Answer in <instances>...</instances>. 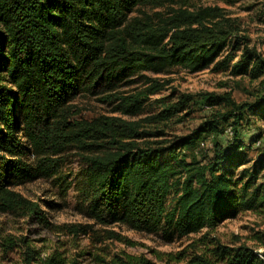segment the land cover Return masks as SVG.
Segmentation results:
<instances>
[{"label":"trees","instance_id":"obj_1","mask_svg":"<svg viewBox=\"0 0 264 264\" xmlns=\"http://www.w3.org/2000/svg\"><path fill=\"white\" fill-rule=\"evenodd\" d=\"M194 1L0 0L1 212L33 217L48 226L40 205L14 189L57 176L62 156L70 152L80 154L86 166L84 212L102 226L161 231L172 241L214 229L241 211H264V177L258 180L264 158L245 181L234 175L238 157L232 149L239 146L244 113L264 117V97L249 106L236 104L229 95L206 94L203 99L211 108L230 110L189 135L164 142L158 141L161 131H142L138 123L74 118L78 99L110 96L143 72L181 67L198 73L212 67L233 77L263 79L264 58L240 35L238 21L216 7L190 11ZM149 9L169 11L153 17L145 12ZM136 12L140 15L134 16ZM150 82L151 89L119 109L125 107L121 111L130 115L143 112L150 96L164 89L158 81ZM192 101L184 95L149 120L166 122ZM227 128L233 133L230 149L218 141ZM146 138L157 140L142 144ZM208 144L210 159L202 155ZM207 244L205 255L196 254L190 264H264V257L246 247H226L215 239ZM24 260L33 264L34 252H26ZM96 261L154 264L125 253ZM43 264L64 263L52 257Z\"/></svg>","mask_w":264,"mask_h":264},{"label":"rangeland","instance_id":"obj_2","mask_svg":"<svg viewBox=\"0 0 264 264\" xmlns=\"http://www.w3.org/2000/svg\"><path fill=\"white\" fill-rule=\"evenodd\" d=\"M208 7L219 8L228 18L237 20L240 35L247 37L250 46L256 48L264 58V0H196L188 9L193 11ZM168 11L149 9L145 12L155 17L156 13L165 14ZM139 15L138 12L134 14ZM151 80L163 84L164 89L150 96L143 112L130 115L121 111L125 107L119 109L122 104H131L139 93L151 89L154 86ZM206 94L229 95L238 105L257 106L264 97V78L253 81L248 77H233L229 71L217 72L212 67L198 73L181 67L158 74L143 72L121 83L110 96L78 99L74 118L85 121L100 117L118 118L128 123H138L142 131H161L163 136L158 141L164 142L189 135L217 113L230 110L223 105L211 108L203 99ZM184 95L193 97V101L185 104L172 119L161 124L149 120L165 105L177 104ZM244 117L238 130L239 146L233 145L232 149H236L234 154L238 157L234 160L238 162L233 169L234 175L244 176L246 181L260 158H264V117L249 111L244 113ZM156 140L146 138L142 144ZM218 141L224 148H231L230 137L221 135ZM208 149L209 144L202 155L210 159L213 153ZM61 159L63 164L57 176L14 189L24 198L40 205L47 216L48 226L39 224L33 217L0 211V264H25V253L28 251L35 254L33 264H43L52 257L62 260L64 264H99L96 257L109 259L120 253L144 256L154 264H190L191 258L205 253L207 243L214 239L226 247H246L259 258L264 257L262 209L241 211L237 218L227 219L214 229H205L200 234L172 241L165 239L161 231L146 234L132 231L124 225H99L84 212L88 202L83 171L86 166L82 156L70 152ZM263 177L264 172L258 175V180L261 182ZM174 197L171 195L169 198L170 206ZM70 227H75L78 232L71 233ZM83 231H87V234H83Z\"/></svg>","mask_w":264,"mask_h":264},{"label":"built area","instance_id":"obj_3","mask_svg":"<svg viewBox=\"0 0 264 264\" xmlns=\"http://www.w3.org/2000/svg\"><path fill=\"white\" fill-rule=\"evenodd\" d=\"M225 135L228 136V137H232L233 136L231 128H227V130L225 131ZM258 144L260 145L259 142H258Z\"/></svg>","mask_w":264,"mask_h":264}]
</instances>
